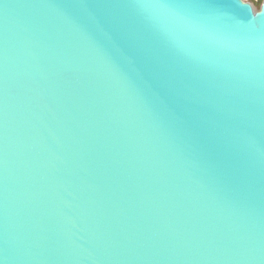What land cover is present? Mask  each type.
<instances>
[{"label":"water","instance_id":"water-1","mask_svg":"<svg viewBox=\"0 0 264 264\" xmlns=\"http://www.w3.org/2000/svg\"><path fill=\"white\" fill-rule=\"evenodd\" d=\"M107 2L0 0V258L264 264V26L194 41L220 69L194 132L125 62L134 20Z\"/></svg>","mask_w":264,"mask_h":264},{"label":"snow or ice","instance_id":"snow-or-ice-1","mask_svg":"<svg viewBox=\"0 0 264 264\" xmlns=\"http://www.w3.org/2000/svg\"><path fill=\"white\" fill-rule=\"evenodd\" d=\"M81 6L87 5L82 2ZM99 6L126 10L133 18L131 25H118L127 45L120 49L123 59L158 100L174 107L194 132L200 125L198 107L211 103L219 107L213 73L220 71L194 41H219L208 29L209 19L227 20L251 30L264 26V10L253 14L240 0H233L231 7L211 0H109ZM105 35L112 40L110 33ZM0 264H5L3 258Z\"/></svg>","mask_w":264,"mask_h":264},{"label":"rangeland","instance_id":"rangeland-1","mask_svg":"<svg viewBox=\"0 0 264 264\" xmlns=\"http://www.w3.org/2000/svg\"><path fill=\"white\" fill-rule=\"evenodd\" d=\"M245 1L251 2L254 5L256 10L260 9V5H261V2H262V0H245Z\"/></svg>","mask_w":264,"mask_h":264}]
</instances>
